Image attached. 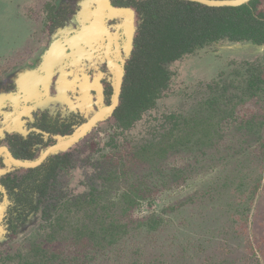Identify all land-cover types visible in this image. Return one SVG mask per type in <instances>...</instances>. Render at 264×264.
I'll return each mask as SVG.
<instances>
[{"label":"rangeland","instance_id":"obj_1","mask_svg":"<svg viewBox=\"0 0 264 264\" xmlns=\"http://www.w3.org/2000/svg\"><path fill=\"white\" fill-rule=\"evenodd\" d=\"M48 1L0 0V94L31 64L25 61L30 53L23 54V38L41 33ZM78 1L61 2L78 7ZM168 67V88L131 129L117 130L114 119H107L67 151L72 165L63 168L44 200L45 210L55 211L53 228L42 211L15 237L0 228V264L33 258L36 247L74 251L80 234L88 238L89 229L97 233L96 246L82 255L73 253L68 259L72 264H264V151L253 139L256 135L243 142L237 124L264 113V94L243 97L247 78L264 76V45L219 40ZM234 103L237 113L228 120ZM197 121H205L201 130L194 129ZM173 129L221 136L217 146L205 138L188 150L169 142L167 133ZM261 134L264 139V130ZM176 170L185 172L179 182ZM130 183L147 185L150 191L124 220L130 219L129 232L106 240L103 221L118 219ZM257 183L260 190L251 195ZM92 189L89 205L85 198ZM76 197L85 200L75 203ZM62 204L67 205L59 209ZM149 218L160 219L156 228L144 224L152 222Z\"/></svg>","mask_w":264,"mask_h":264},{"label":"flooded vegetation","instance_id":"obj_2","mask_svg":"<svg viewBox=\"0 0 264 264\" xmlns=\"http://www.w3.org/2000/svg\"><path fill=\"white\" fill-rule=\"evenodd\" d=\"M61 1L49 0L44 5L41 33L23 38V54L30 53L25 61L31 64L14 81L6 83L0 94V169H5L0 173V228L10 237L17 236L20 227L39 211L53 228L55 211L48 208V213L44 200L50 197L63 168L72 165L67 151L86 140L107 119H114L115 129L129 130L143 116L124 123L119 115L140 20L136 3L142 0H109L103 6L100 0H92L89 6V0H79L78 7ZM258 9L264 12L262 0H258ZM89 27L93 34L81 38L80 33ZM60 30L64 34H59ZM120 69L123 81L114 105ZM112 106L99 117L103 109ZM79 133L77 140L67 143ZM57 146L35 167L17 164L37 162ZM27 198H31L29 204L25 203ZM85 199L76 197L73 202Z\"/></svg>","mask_w":264,"mask_h":264},{"label":"trees","instance_id":"obj_3","mask_svg":"<svg viewBox=\"0 0 264 264\" xmlns=\"http://www.w3.org/2000/svg\"><path fill=\"white\" fill-rule=\"evenodd\" d=\"M140 17L138 31L134 41V49L131 59L126 69L125 80L121 104L119 107L120 119L124 123H131L139 119L147 110L152 109L162 92L168 87L171 78V71L168 64L177 61L183 55L194 52L197 48L204 47L210 43L227 39L229 41L241 42L248 41L257 45H264V12L258 9V0L240 6L211 7L201 3L186 0H142L136 3ZM243 97L255 98L264 94L263 73L251 74L246 80ZM234 98H229L232 101ZM242 102H245L241 99ZM237 103L228 110V120L234 118ZM264 112V108L262 109ZM178 117L172 115V119ZM189 125V120H184ZM233 122V121H230ZM239 122V123H237ZM240 133H244L245 139L249 134L264 151V142L261 131L264 130V113L237 121ZM205 121H197L196 127L203 128ZM177 126L175 122L174 127ZM190 127L193 128L191 125ZM207 127L204 129L207 130ZM191 129V128H190ZM175 129L167 133L169 142L181 148L191 150L194 146L204 142L215 144L219 139L220 133H174ZM197 139V143L191 142ZM190 144V145H189ZM218 143L215 144L217 146ZM172 145V146H173ZM185 171H191L184 169ZM181 170H176V177L179 182L183 178ZM261 184L257 183L251 195H256L260 190ZM123 207L119 212L118 219L114 222L103 225V237L107 240L126 234L130 230V212L141 205L150 187L130 183L126 188ZM95 195L90 193L86 202L90 205ZM31 198L25 200L29 204ZM80 200H78L79 202ZM76 202V203H78ZM12 207V206H11ZM10 207V208H11ZM12 213L10 214V216ZM13 217V216H11ZM12 219V218H11ZM146 222L149 228H156L160 219H150ZM12 224V221H11ZM143 223H140L142 225ZM86 234H80L76 241L77 247L74 251L51 250L44 247L33 249V258L25 259L20 264H72L68 261L73 253L84 254L88 248L96 246L95 239L97 233L91 229ZM262 239L258 240L257 245L261 246ZM79 243V244H78ZM94 243V244H93ZM99 243V242H98ZM100 245H98L99 247ZM80 247L81 251L77 249ZM65 253L64 256H62ZM80 255V254H79ZM69 257V258H68Z\"/></svg>","mask_w":264,"mask_h":264},{"label":"water","instance_id":"obj_4","mask_svg":"<svg viewBox=\"0 0 264 264\" xmlns=\"http://www.w3.org/2000/svg\"><path fill=\"white\" fill-rule=\"evenodd\" d=\"M109 0H100V5L103 6L105 4L108 3ZM190 1H195V2H199V3H202L204 5H207V6H211V7H225V6H240L244 3H247L249 2L250 0H190ZM123 72L122 70H118L117 72V81H116V95H115V103L114 105H116V103L118 102V98H119V95H120V92H121V87H122V81H123ZM115 106H112V107H107L105 109H103L100 113H99V117H102V114L105 113V112H108L110 110H112ZM91 126V123L90 125H88L84 131H86L89 127ZM82 133H79L77 134L76 136L73 137L72 140H69L67 143H73L75 140H77L80 135ZM64 145V144H62ZM58 147L60 146H57V147H54L50 150H48L44 155L43 157L37 161V162H20V163H17L19 165H23V166H26V167H35L37 166L38 164H40L48 155H50V153H52L54 150H56Z\"/></svg>","mask_w":264,"mask_h":264},{"label":"bare ground","instance_id":"obj_5","mask_svg":"<svg viewBox=\"0 0 264 264\" xmlns=\"http://www.w3.org/2000/svg\"><path fill=\"white\" fill-rule=\"evenodd\" d=\"M90 29H91L90 27H89V28H85V29L80 33L81 38H87V37H89L90 35H92V34H93V31L91 32Z\"/></svg>","mask_w":264,"mask_h":264}]
</instances>
